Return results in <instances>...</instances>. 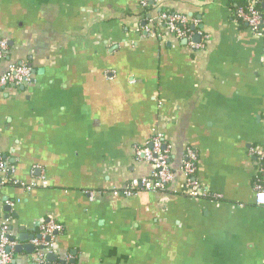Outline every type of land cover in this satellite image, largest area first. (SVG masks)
<instances>
[{"label": "crops", "instance_id": "crops-1", "mask_svg": "<svg viewBox=\"0 0 264 264\" xmlns=\"http://www.w3.org/2000/svg\"><path fill=\"white\" fill-rule=\"evenodd\" d=\"M251 1L0 0V76L33 70L0 92V237L8 224L15 264H33L51 221L64 231L45 264H264L250 154L264 146V39L234 16ZM162 11L196 21L193 34L173 35ZM155 133L175 185L116 196L151 175L135 149ZM188 146L220 197L182 195Z\"/></svg>", "mask_w": 264, "mask_h": 264}, {"label": "built area", "instance_id": "built-area-1", "mask_svg": "<svg viewBox=\"0 0 264 264\" xmlns=\"http://www.w3.org/2000/svg\"><path fill=\"white\" fill-rule=\"evenodd\" d=\"M154 0H141L140 6L147 9L149 3ZM264 0H252L246 7L235 10V21L245 24L254 35L264 39V12L258 8L260 2ZM159 19L168 30L179 38H188L193 34L192 25L197 24L183 14L162 11ZM9 49L8 40L0 36V61H2ZM33 78L32 67L27 63H17L9 66L8 70L0 76V92L11 85L20 86L28 83ZM250 154L258 159V171L256 175L255 191L256 203L264 206V146L252 147ZM135 156L139 161L148 162L153 166V171L149 177L133 181L124 189L114 192L116 196H132L143 191L159 192L171 191L177 181L176 172L171 168V152L163 133H155L152 138L143 146H137ZM200 154L193 147L186 148L185 160L183 162L182 173L185 178L181 193L191 198H218L212 195L198 176ZM0 169L7 171V167L0 158ZM38 179L33 185H47L46 175ZM64 231V226L56 221H51L40 229V235L33 240L35 253L32 258L33 264H45V255L52 253L56 247L57 236ZM18 243L12 238L8 224H5L0 237V264H15L16 247Z\"/></svg>", "mask_w": 264, "mask_h": 264}, {"label": "water", "instance_id": "water-1", "mask_svg": "<svg viewBox=\"0 0 264 264\" xmlns=\"http://www.w3.org/2000/svg\"><path fill=\"white\" fill-rule=\"evenodd\" d=\"M34 238V237H33ZM27 249H31V251L34 249V246L33 245H29L28 247H26ZM22 250V247L21 246H18L16 247V251L17 252H20ZM50 258H54L55 256L54 255H48ZM61 264H66L65 262H61Z\"/></svg>", "mask_w": 264, "mask_h": 264}, {"label": "trees", "instance_id": "trees-1", "mask_svg": "<svg viewBox=\"0 0 264 264\" xmlns=\"http://www.w3.org/2000/svg\"><path fill=\"white\" fill-rule=\"evenodd\" d=\"M258 8L264 12L263 1L259 3Z\"/></svg>", "mask_w": 264, "mask_h": 264}]
</instances>
